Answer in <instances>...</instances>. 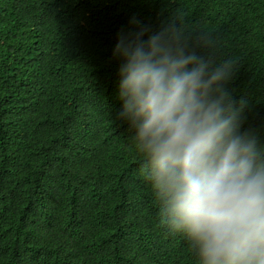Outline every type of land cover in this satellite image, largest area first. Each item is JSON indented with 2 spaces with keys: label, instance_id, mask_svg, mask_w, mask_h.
<instances>
[{
  "label": "trees",
  "instance_id": "16d2710c",
  "mask_svg": "<svg viewBox=\"0 0 264 264\" xmlns=\"http://www.w3.org/2000/svg\"><path fill=\"white\" fill-rule=\"evenodd\" d=\"M177 13L198 54L233 60L241 130L264 142V0H0V264H194L140 176L112 55Z\"/></svg>",
  "mask_w": 264,
  "mask_h": 264
},
{
  "label": "clouds",
  "instance_id": "9594fccd",
  "mask_svg": "<svg viewBox=\"0 0 264 264\" xmlns=\"http://www.w3.org/2000/svg\"><path fill=\"white\" fill-rule=\"evenodd\" d=\"M216 43L211 31L195 37L200 48ZM112 55L117 116L161 226L194 264H264V142L241 130L244 101L226 87L233 60L198 54L179 13L154 31L119 32Z\"/></svg>",
  "mask_w": 264,
  "mask_h": 264
}]
</instances>
